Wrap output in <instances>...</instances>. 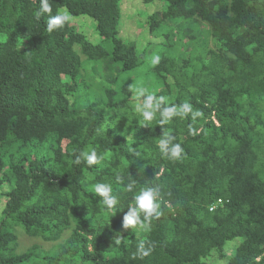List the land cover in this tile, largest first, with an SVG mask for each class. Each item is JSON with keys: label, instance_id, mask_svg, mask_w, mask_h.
I'll return each mask as SVG.
<instances>
[{"label": "trees", "instance_id": "16d2710c", "mask_svg": "<svg viewBox=\"0 0 264 264\" xmlns=\"http://www.w3.org/2000/svg\"><path fill=\"white\" fill-rule=\"evenodd\" d=\"M162 1L148 25L170 53L139 70L146 51L120 36L122 0H49L51 13L40 15V0H0V264H264V0ZM57 13L92 17L102 42L70 20L49 33ZM76 45L85 63L107 68L81 107L70 98L81 89ZM148 82L161 111L188 103L201 115L131 122V102L144 99L136 86ZM105 109L119 111L121 123ZM127 126L142 131L128 147L115 134ZM91 149L103 159L76 162ZM97 183L111 186L114 209L92 190ZM143 188L160 190V216L137 233L123 220ZM16 226L49 248L19 250ZM239 237L229 255L227 241Z\"/></svg>", "mask_w": 264, "mask_h": 264}, {"label": "rangeland", "instance_id": "374dc122", "mask_svg": "<svg viewBox=\"0 0 264 264\" xmlns=\"http://www.w3.org/2000/svg\"><path fill=\"white\" fill-rule=\"evenodd\" d=\"M168 5L167 2L162 0H154L152 2H145L144 0H122V9L124 7L125 16L124 20L123 17L120 20V36L123 40L127 42L134 43L139 52L142 53L146 51L145 57V64L139 68L142 70L144 66H147L149 62H151V58L153 55H156L158 52L161 54L170 53V50L167 49L162 44H159L160 39L157 37H150L149 25H148V16L156 11L163 10ZM71 23L77 25L78 29L84 33L89 40L93 43H100L102 42V36L98 33L96 28V21L88 16V15H81V16H70ZM192 20V19H191ZM182 22V21H181ZM188 22H182V24H176V31H178V25L185 26ZM169 24V23H168ZM123 29L127 30L126 33L123 34ZM6 36L4 34H0V41H4ZM153 41L152 44L149 45V42ZM110 45L111 42L107 41ZM214 48H219L220 43L214 39L213 41ZM75 49L78 51L82 61L81 72L78 77L81 83V89L77 91L74 95L70 96L71 100H77V107H81V101L87 94H94L95 92L99 91L103 86L104 77L107 73V68L105 67V63L102 62H91L85 63L86 58H83L82 53L80 52V47L75 46ZM190 51V50H189ZM202 47L199 48L196 54L203 55ZM189 53H187L188 55ZM207 61V60H205ZM110 73H113V76H116V73L109 70ZM155 85V83L153 82ZM138 91L140 88L145 89V93L147 91H154L150 89L149 82L145 85H138L136 86ZM84 96V97H83ZM98 96H93L92 98L95 99ZM91 98V99H92ZM159 99H162L160 97ZM84 106V105H82ZM106 111V109H105ZM114 111L107 109V115L112 116L108 119L112 123H120L118 117H116ZM113 119V120H111ZM6 198L2 197L0 200V212L2 211ZM16 234L18 236V249L25 250L27 248H31L35 242H38L42 245L43 248L48 249L49 247L43 245V243L39 240V238L29 237L24 229L21 227H15ZM39 240V241H38ZM242 242V238H235L234 240L227 241L225 245V250L229 255H232L236 249V247ZM213 257H217V252L213 251L211 256L208 257V262L213 259Z\"/></svg>", "mask_w": 264, "mask_h": 264}, {"label": "clouds", "instance_id": "9594fccd", "mask_svg": "<svg viewBox=\"0 0 264 264\" xmlns=\"http://www.w3.org/2000/svg\"><path fill=\"white\" fill-rule=\"evenodd\" d=\"M43 13H51V6L49 0H40V10L38 12V15ZM69 19L70 17L65 13H57L56 15H49L46 21L47 31L51 33L52 31L62 27L67 21H69ZM160 60L161 57L158 54H156L152 56L151 63L152 65H157L159 64ZM139 95L144 96V99L139 98L131 102L132 105L130 107L132 110L129 115L131 122L139 114L143 117L144 121L150 122L153 120L157 112H159L161 117L160 124H164L173 116L184 117L190 112H192L193 119L201 115L199 111L193 112L191 105L188 103H184L179 107L177 106L166 107L161 111L160 101H156L154 95L152 94L146 95L145 89L143 88L139 89ZM160 97L161 96H158L157 100H162L159 99ZM112 111H114L113 113H115L116 117H118L119 120L122 118L121 113L119 111H116L114 109ZM111 116L112 114L107 115L108 118H110ZM212 119L217 125L220 124V122L218 121V119L214 114L212 116ZM129 127L132 126H127L125 128H118L115 131L116 135L127 138V143L126 142L121 143L126 147H128V141L131 140L133 133L142 134V131L140 132L130 131ZM170 141H171V137L168 135H165L164 138L161 139L160 141L161 149L164 151L165 154L168 153V151H166L165 149L166 146L170 143ZM180 152H181V147L179 144L173 145L170 149V154L171 157L173 158L178 157ZM81 158L86 160L87 164L93 165L96 164L98 160H102L103 156L102 155L98 156L97 151L95 149H91L89 151H82L80 155L77 156L76 162L79 163ZM116 179L117 181H121L122 177L118 175ZM134 187H135L134 183H128L126 189L128 192H133ZM92 190L97 196L103 198V204L106 206L108 210H112L115 208V206L118 203V200L115 195H112V188L109 184L97 183L93 185ZM159 194H160V190L153 188H143L137 194H135L133 196L134 206H131V210L125 215L123 220L124 229L136 231L137 233H141L142 231H144V229L147 230L151 222V219L153 217L158 218L160 216V213L158 211L160 204L157 199V196ZM212 208L213 207L211 206L210 209ZM120 243H121V237L117 236L115 240V244L119 245ZM138 252L143 256H147L149 254V250H146L144 247V242H141L139 244Z\"/></svg>", "mask_w": 264, "mask_h": 264}]
</instances>
